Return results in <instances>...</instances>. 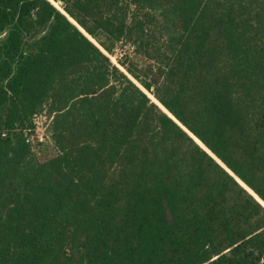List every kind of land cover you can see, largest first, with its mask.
Instances as JSON below:
<instances>
[{
    "label": "trees",
    "instance_id": "16d2710c",
    "mask_svg": "<svg viewBox=\"0 0 264 264\" xmlns=\"http://www.w3.org/2000/svg\"><path fill=\"white\" fill-rule=\"evenodd\" d=\"M54 1L0 0V264H264V0Z\"/></svg>",
    "mask_w": 264,
    "mask_h": 264
},
{
    "label": "rangeland",
    "instance_id": "374dc122",
    "mask_svg": "<svg viewBox=\"0 0 264 264\" xmlns=\"http://www.w3.org/2000/svg\"><path fill=\"white\" fill-rule=\"evenodd\" d=\"M58 4L59 5L56 6L62 9L60 7V3ZM109 56L112 62L117 66H120L121 69L123 68L119 64V61H126V59L135 64L140 69L144 68L148 64V61H146L145 58L135 53L134 48L130 44L124 42L119 43L116 46L114 53ZM37 123L38 130L36 135L41 139V144H35L36 152L40 155L41 158L52 156L55 154V150L52 143L46 137V129L48 128L49 124L48 118L46 117V115H43L42 117L38 118Z\"/></svg>",
    "mask_w": 264,
    "mask_h": 264
},
{
    "label": "water",
    "instance_id": "95a60500",
    "mask_svg": "<svg viewBox=\"0 0 264 264\" xmlns=\"http://www.w3.org/2000/svg\"><path fill=\"white\" fill-rule=\"evenodd\" d=\"M51 1V0H50ZM52 2V1H51ZM96 43V42H95ZM139 85V84H138ZM141 87V86H140ZM146 91V90H145ZM151 98V97H150ZM155 99V98H154ZM164 112H166L167 114H169V112L155 99V100H153ZM170 115V114H169ZM171 116V115H170ZM191 136H192V134H191ZM193 138L200 144V146L204 149V150H206L209 154H211V152L199 141V140H197L194 136H193ZM212 155V154H211ZM214 157V156H213ZM239 182H240V184L242 185V186H244L252 195H254L260 202H261V200L254 194V192L253 191H251L246 185H244L240 180H238ZM264 205V204H263Z\"/></svg>",
    "mask_w": 264,
    "mask_h": 264
},
{
    "label": "built area",
    "instance_id": "2783aa9c",
    "mask_svg": "<svg viewBox=\"0 0 264 264\" xmlns=\"http://www.w3.org/2000/svg\"><path fill=\"white\" fill-rule=\"evenodd\" d=\"M42 116H43V115H42ZM42 116H38V117H36V118H35V124H36V133H37V130H38V125H37L38 123H37V120H38V118H39V117H42ZM46 130H47V129H46ZM37 137H38V141L40 142V141H41V139L39 138V136H37ZM32 143H33V146H35V144H36V141H35V140H33V141H32Z\"/></svg>",
    "mask_w": 264,
    "mask_h": 264
},
{
    "label": "bare ground",
    "instance_id": "6f19581e",
    "mask_svg": "<svg viewBox=\"0 0 264 264\" xmlns=\"http://www.w3.org/2000/svg\"><path fill=\"white\" fill-rule=\"evenodd\" d=\"M52 2H54L55 3V5H59L57 2H55L54 0H51ZM60 9V8H59ZM92 39V38H91ZM93 40V39H92ZM94 41V40H93ZM146 93L150 96V94L146 91ZM151 98H153L154 99V97L153 96H150ZM155 100V99H154Z\"/></svg>",
    "mask_w": 264,
    "mask_h": 264
},
{
    "label": "snow or ice",
    "instance_id": "6c2138e0",
    "mask_svg": "<svg viewBox=\"0 0 264 264\" xmlns=\"http://www.w3.org/2000/svg\"><path fill=\"white\" fill-rule=\"evenodd\" d=\"M261 203L264 204V200H262Z\"/></svg>",
    "mask_w": 264,
    "mask_h": 264
}]
</instances>
